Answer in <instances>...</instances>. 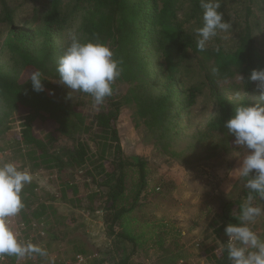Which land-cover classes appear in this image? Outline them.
Listing matches in <instances>:
<instances>
[{
    "label": "trees",
    "instance_id": "16d2710c",
    "mask_svg": "<svg viewBox=\"0 0 264 264\" xmlns=\"http://www.w3.org/2000/svg\"><path fill=\"white\" fill-rule=\"evenodd\" d=\"M185 1L189 2L190 19H198L203 12L200 0H71L70 12L63 8V0H52L40 25L31 27L17 25L6 1L0 0V23L9 27L0 46V106L4 109L0 114V153L1 135L8 129L11 115L16 111L27 114L21 142L36 149L40 165L55 170L61 187L56 199L76 206L83 204L88 211L103 212L115 247L114 258H109L108 264H130L128 246L132 251L145 250L150 244L161 249L170 236L167 225L142 223L132 216L141 207L148 171L143 159L124 154L117 125L122 108L134 106L136 115L145 120L150 132L168 137L180 134L182 129L177 121L195 99V91L186 89L183 82L189 62H195L204 71L215 101L216 116L208 124V132L235 139L224 124L234 115L236 104L264 106L258 82L248 80L252 70L264 69V54L251 28L247 26L241 31L234 51L222 48L198 51L197 39L184 29L178 17V5ZM75 14L81 15L77 34L81 41L106 43L115 58L123 62L122 75L113 85L114 94L88 117L77 109L81 102L69 109L46 92L34 91L29 80L33 71H40L46 79L44 84L55 82L58 90L66 88L58 81L56 65L67 45L61 41L62 33ZM235 73L243 77L244 96L239 100L230 99L217 84ZM119 83L129 86L126 93H118ZM70 94L77 99L91 97L79 92ZM68 116L88 140L74 141L72 147L64 149L65 155L59 157L39 139L34 127L52 134L51 127ZM78 174L81 177L76 182ZM81 191L85 193L83 199ZM70 192L72 200L68 198ZM247 193L245 190L237 201L224 207L223 223L214 230L218 238L225 236L227 224L238 222L239 206ZM25 195L22 193L25 207L20 214L27 209L35 218L43 217L48 207L35 196L34 189H30L29 196ZM225 249L223 243L220 252H211L207 264H229ZM4 257L10 264H17L15 257Z\"/></svg>",
    "mask_w": 264,
    "mask_h": 264
},
{
    "label": "rangeland",
    "instance_id": "374dc122",
    "mask_svg": "<svg viewBox=\"0 0 264 264\" xmlns=\"http://www.w3.org/2000/svg\"><path fill=\"white\" fill-rule=\"evenodd\" d=\"M5 1L15 23L31 27L40 25L52 4V0ZM220 3L219 11L233 27L212 38L206 48L234 51L241 31L248 26L264 54V0H220ZM62 5L67 12L73 6L71 0H63ZM178 7V17L184 29L197 39L195 29L203 26V12L198 19H190L189 2L179 3ZM80 25L81 15L75 14L62 33L63 44L70 43V33L78 34ZM8 31L9 27L1 22L0 46ZM241 77L235 73L217 84L230 99L238 100L235 93H240L239 99L244 96ZM183 82L186 89L195 91V99L177 121L182 129L178 135L172 133L168 137L160 132H150L145 120L136 115L134 106H125L120 112L117 125L124 154L129 158L143 159L148 171V186L142 194L141 207L132 216L142 223L167 225L170 230V236L161 249L150 244L145 250L132 251L128 246L130 264H207L209 254L220 252L223 243L228 240L226 235L218 238L214 233L217 226L223 223L224 207L237 201L247 190L246 179L234 171L241 166L247 150L236 145L235 139L228 140V137L207 131L208 124L216 116V105L204 71L195 62H189ZM58 86L55 82L44 84L42 92L59 99L69 109L81 102L82 106L77 109H81L87 117L97 112L92 97L85 100L69 98L70 90H58ZM117 87L119 94L129 89L123 83ZM184 98L185 94L182 95ZM3 110L0 106V114ZM26 118L27 114L21 111L11 115L8 129L1 135L3 149L0 163L15 162L19 168L28 169L33 175L32 184L37 188L28 184L22 193H26L27 197L30 189H34L35 196L46 204L48 210L37 219L26 209L25 213L11 218L10 227L20 240H30L46 249L48 254L46 257H25L19 264H65L72 262L78 254L92 259L91 264H108L107 260L114 258L115 247L103 212L88 211L83 204L76 206L56 199L61 187L55 170L50 171L40 165L36 149L21 142ZM34 128L50 152L59 157L65 155L64 149L72 147L74 141L88 140L69 116L51 127L52 134L39 130L36 125ZM80 177L78 174L76 182ZM84 194L81 191L82 199ZM68 198L74 199L71 192ZM22 199L25 200V197L22 196ZM254 203L264 209V201L256 200ZM251 227L264 237V216ZM0 264H10V261L5 258Z\"/></svg>",
    "mask_w": 264,
    "mask_h": 264
},
{
    "label": "clouds",
    "instance_id": "9594fccd",
    "mask_svg": "<svg viewBox=\"0 0 264 264\" xmlns=\"http://www.w3.org/2000/svg\"><path fill=\"white\" fill-rule=\"evenodd\" d=\"M203 10V26L195 29L197 50L205 51L212 38L228 32L233 25L224 19L220 0H200ZM122 60L115 58L113 49L99 40L82 42L76 33H70L63 54L58 57L56 71L59 83L71 92L92 97L94 106H101L114 94L115 81L122 75ZM243 79V77H241ZM32 88L44 91L43 74H30ZM248 80L258 82L257 89L264 100V69L251 71ZM240 97V93H235ZM224 127L235 137V144L247 150L242 164L236 171L246 179V200L240 204L237 223H229L224 229L229 264H264V237L251 227L264 216V209L254 201H264V106L260 104H236L234 115ZM254 173V174H253ZM33 175L28 169L19 168L15 162L0 163V257H15L17 264L25 257L47 256L46 249L30 240L24 242L10 227V220L25 207L22 191L32 183Z\"/></svg>",
    "mask_w": 264,
    "mask_h": 264
},
{
    "label": "built area",
    "instance_id": "2783aa9c",
    "mask_svg": "<svg viewBox=\"0 0 264 264\" xmlns=\"http://www.w3.org/2000/svg\"><path fill=\"white\" fill-rule=\"evenodd\" d=\"M91 260L85 255L78 254L74 257L72 262H67L65 264H91ZM0 261H5V257H0Z\"/></svg>",
    "mask_w": 264,
    "mask_h": 264
}]
</instances>
